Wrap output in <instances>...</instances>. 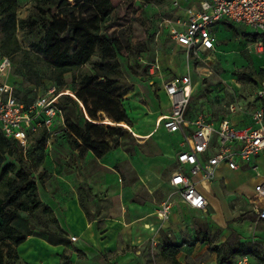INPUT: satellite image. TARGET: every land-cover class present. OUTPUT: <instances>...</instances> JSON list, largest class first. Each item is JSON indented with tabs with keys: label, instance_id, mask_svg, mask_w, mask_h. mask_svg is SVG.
I'll list each match as a JSON object with an SVG mask.
<instances>
[{
	"label": "rangeland",
	"instance_id": "obj_1",
	"mask_svg": "<svg viewBox=\"0 0 264 264\" xmlns=\"http://www.w3.org/2000/svg\"><path fill=\"white\" fill-rule=\"evenodd\" d=\"M175 1H125L101 30L102 43L111 44L115 57H106L107 53L99 44L88 63L60 78L52 59L43 51L45 32L54 20L63 19L73 25L87 18V7L82 5L85 0H17L16 16L24 23L16 30L19 48L8 54L13 62L9 81L17 96L29 101L53 86L70 90L75 98L70 97L65 103L69 123L82 128H86L87 122L100 126L101 129L91 132V137L109 141L113 150L105 152L101 148V157L83 143L76 147L71 127L56 138L51 147L37 143L28 152L15 147L18 156H7L6 163L19 169L17 161L20 160L32 173L41 202L38 209L20 213L16 228L23 234L64 236L67 233L62 226L70 218L67 206L71 203L89 220H103L119 234H128L130 227L127 226L141 232L138 225L141 226L142 221L157 227L138 255L127 246L123 252L99 253L88 261L69 239L59 264H175L174 260L181 264H207L215 258L233 262L246 251L256 264H264V222L258 220L254 209L252 172L231 171L223 166L219 170V177L223 178L219 186L205 191L211 200L206 210L187 208L169 186L174 165L155 139L159 130L153 122L154 115L163 108L156 93L157 84L152 85V81L155 78L160 84L171 80L183 74L187 67L183 52L164 25L165 19H176L184 14L182 8H175ZM5 21V17L0 18V43L4 38ZM233 26L235 28L230 30L219 28L222 44L219 55L213 54L207 64L191 65L194 94L188 108L190 119L205 114L218 122L227 116L230 104L246 106L254 99L257 85L264 77V45L261 48L247 39L249 34H257L256 31ZM60 39L65 44L71 43V55L79 43L74 38V30L69 29ZM101 63L117 67L112 78L117 80L123 94L121 104L128 123L113 122L105 112L106 100L96 91H90L92 86L88 90L83 86L85 77L94 75ZM152 70L157 74L153 76ZM98 81L104 82V78ZM77 94L87 100L86 106L78 100ZM89 112L96 117L91 118ZM242 117L243 114L237 112L229 119L237 122ZM169 139L173 150L174 138ZM258 163L264 172V158ZM109 173L118 174L120 189L108 180ZM1 182L0 198L5 190ZM128 194L133 197L130 202L126 201ZM169 199L175 203L174 215L164 222H158L150 208L142 210L135 205L157 208ZM141 218L143 220L139 221ZM120 221H123L122 227H118ZM154 225L148 224L145 228L153 231ZM174 246L180 247L175 255ZM165 247L170 249L163 255ZM17 254V260H7L5 264H29L18 251Z\"/></svg>",
	"mask_w": 264,
	"mask_h": 264
},
{
	"label": "built area",
	"instance_id": "obj_2",
	"mask_svg": "<svg viewBox=\"0 0 264 264\" xmlns=\"http://www.w3.org/2000/svg\"><path fill=\"white\" fill-rule=\"evenodd\" d=\"M174 6L184 10L183 16L165 19L164 25L174 43L182 46L187 67L184 74L164 85L171 103L164 126L171 134H183L176 170L169 185L184 205L194 210H206L209 201L198 189V184L206 187L214 183L222 166L231 171L248 166L256 179L254 209L258 220L264 221V174L258 164V160L264 158V77L257 85L254 99L246 106L233 103L228 106L231 115L243 114L241 120L233 122L224 118L215 122L205 114L192 122L188 120V108L194 94L191 65L207 64L217 52L218 38L214 27L227 21L256 31L263 38L255 44L262 48L264 0H176ZM12 69L11 58L0 52V130L6 138L17 140L24 152L37 141L51 147L56 138L68 131L66 111L59 103L65 96L74 95L70 90L53 86L34 103L26 105L16 97L9 81ZM155 72L152 70L151 73ZM189 123L191 130L187 132ZM174 204L169 199L154 209L160 221L169 219ZM231 264L256 262L248 255H241Z\"/></svg>",
	"mask_w": 264,
	"mask_h": 264
},
{
	"label": "trees",
	"instance_id": "obj_3",
	"mask_svg": "<svg viewBox=\"0 0 264 264\" xmlns=\"http://www.w3.org/2000/svg\"><path fill=\"white\" fill-rule=\"evenodd\" d=\"M125 1L127 0H85L82 5L87 7V18L79 20L73 25L63 19L51 22L45 32V49L43 51L52 59L58 77L62 78L64 75L72 73L82 65L88 63L95 55L96 47L99 44H101L103 51L107 53L106 57H115V51L112 49L111 44L105 45L102 43L101 30L104 25L111 21L114 11ZM17 7V0H0V18H6L2 27L4 38L0 43V52L8 57L10 52L16 51L19 48L16 30L20 23H24L22 20L17 19ZM69 29L74 30V38L79 42L71 55L69 54L71 43L65 44L60 39V35L65 34ZM246 37L252 43H256L259 39L263 38L260 34H250ZM98 67L94 75L85 77L86 80H84L83 86L87 90L89 89L88 87L92 86L93 88L90 91H96V94H99L101 98L106 100L108 106L105 112L113 122L128 123L126 112L121 104L123 94L119 91L117 80L112 78V74H116L118 71L116 65L101 63L98 64ZM100 78H104V82H99ZM96 87L100 89L99 92L95 90L97 89ZM15 95L26 105L34 103L40 96L38 95L36 98L25 101L19 98L16 92ZM70 97L72 99L75 98V96H65L59 105L66 109L65 103ZM77 98L85 106L87 105V100L80 98L79 94H77ZM94 105L97 104L94 103ZM89 113L91 118L96 117L91 112ZM67 124L69 129L70 127L73 129L76 147H80V143H83L95 150L101 157V148L105 152L113 150L109 141L91 137V132L95 129H101L100 126L87 122L86 128H82L78 124L71 125L68 119ZM37 143V145L40 144L39 141ZM15 147L23 151L17 140L6 138L0 130V180L2 181L1 186L5 187L4 195L0 198V264H5L7 260H17V248L26 242L28 236L33 235L23 234L16 228L15 222L20 213L36 210L41 204L38 197V185L32 173L22 166L20 160L17 161L19 169L14 164L6 163L7 156H18V151ZM11 175H14V177H11ZM52 235H54L55 239L56 237L58 238L56 239L58 243H65L62 235ZM38 236L44 237L43 234H39ZM54 238L53 241L55 240ZM66 242L68 244L69 240ZM179 248V246H174V255L177 254ZM169 249V247H165L162 254L166 255ZM249 253L246 251L243 252V255H248ZM253 261L256 262L255 259ZM221 262H227V260L222 259ZM174 263L180 264L177 260H174Z\"/></svg>",
	"mask_w": 264,
	"mask_h": 264
},
{
	"label": "crops",
	"instance_id": "obj_4",
	"mask_svg": "<svg viewBox=\"0 0 264 264\" xmlns=\"http://www.w3.org/2000/svg\"><path fill=\"white\" fill-rule=\"evenodd\" d=\"M221 27H227V28H229V30L235 28L233 26V24H231L227 21H223L214 27L213 31L218 38L217 52L215 53L216 55L220 54L221 50H219V49H220V47H222V44L219 41V37H218V31H219V28H221ZM167 31H168V29H167ZM177 46L181 49V51L184 54V50H183L182 46H180L178 44H177ZM184 56H185V54H184ZM155 73L154 74L151 73V74L154 76L157 74V73L156 74ZM181 75L182 74H180L178 76H181ZM154 80L155 81H152V85L157 84L156 93L158 95V98L161 100L162 108H163L158 113V115H156V114L154 115L155 119L153 120V122L156 125V128H158V130H159V134H157L155 136V139L160 142L161 148L165 152L168 153L170 158H172L174 168H173L172 172L170 173V179H171L172 174L176 170V162H177V154L179 151V143L183 138V134L182 133L171 134L166 130V128L164 126L165 122H166V118L170 115V112H171V103H170V100H169L165 90H164V85L170 80L163 81L160 84L156 81L155 78H154ZM65 111H66V117H67V110L65 109ZM230 115L231 114L228 111L227 116L223 117L222 119H224V118L229 119ZM195 118L196 117H194L193 119H190L188 116L189 122H192L193 120H195ZM242 118H240L239 120H241ZM67 119H68V117H67ZM190 130H191V124L189 123L186 127V131L188 132ZM169 137L174 138V141H172V142H174V145H175L173 150L170 147L171 141H170ZM110 159L113 160V157L111 156ZM161 164H164L163 158H161ZM221 168H223V166ZM221 168H220V170H221ZM187 169H189V168L187 167ZM260 170H261V168H260ZM239 171L252 172L254 174V178H255V173L251 169H249L248 166L243 165L241 170H239ZM261 172L264 174V172L262 170H261ZM119 179H120V177L118 176L117 173H109L108 180L112 184L116 185L115 188L117 190L120 189L119 184L117 183V181H119ZM170 179H169V181H170ZM221 179H223V178L219 177L218 180H216L214 183L207 185L206 187L203 186L202 184H198V189L208 199L209 206L211 204V200L207 196L205 191L206 190L211 191L214 189V187L219 186ZM255 183H256V179H254L253 187H254ZM170 188H171V186H170ZM253 191H254V189H253ZM253 196H254V192H253ZM132 199H133L132 195L128 194L126 197V201L130 202ZM135 205L139 209H142V210L146 209V208L147 209L150 208L151 213H152L151 215L156 216L154 213L155 207H153V206L147 207V206H142L140 204H135ZM184 206H186V205H184ZM209 206H208V208H209ZM67 207H68V213L70 214L69 215L70 218L68 219V221L65 224L63 223V226H62V228L67 233V234H64L65 237L63 236L65 243H62V244L58 243L56 240L58 238L56 237V239H55L53 237L54 235H52V234H45L44 237L38 236L36 234L28 236L26 242L17 248V251L19 252L20 255L23 256L24 261L26 263L31 264L33 262H37L38 264H42V263L59 264L60 256L66 250V245L68 246V244L66 242L67 239L68 240L71 239V242L76 245L77 250L82 252L86 256L88 261H90L91 258H94L99 253L105 255V254H115L117 252H123V250H127V246H129L128 250H135V252L138 255V253H141L140 251H141L142 247L150 239V237H151L150 233L155 234L157 231V227L153 223L143 222L142 221L143 219L141 218L139 221H142L143 224L141 226L140 225H138V226L142 228L143 232L142 231L140 232L139 229H137V228H134V227L131 228V226H127V227H130L128 234H119L118 232H116L115 229H113V228L110 229L108 223L103 221V220H99V221L89 220L86 217V215L77 207V205L75 203H71ZM174 207H173V209H174ZM186 207L189 208L188 206H186ZM124 212H125V210H124ZM172 215H174L173 210H172L171 217H172ZM157 221L159 222L160 220L157 219ZM99 223H101V224L98 225ZM118 223L120 224L118 227H122L123 221H120ZM148 224L154 225L155 230L151 231V229H146L145 225H148ZM132 226H134V224H132ZM145 232H148L149 234H145ZM139 233H142V234H139ZM74 237L76 238V240L72 241V238H74ZM53 238L55 239L54 241H53ZM56 243H58V244H56ZM126 252L128 255H134L133 252H131V253L129 251H126ZM122 258H119V260H121ZM128 261H129V263H131L132 259L128 260ZM231 263L232 262H229V261L221 262V261H218L217 258H215L214 260H212L211 262H209L207 264H231Z\"/></svg>",
	"mask_w": 264,
	"mask_h": 264
}]
</instances>
